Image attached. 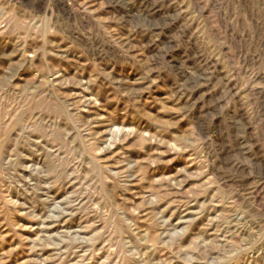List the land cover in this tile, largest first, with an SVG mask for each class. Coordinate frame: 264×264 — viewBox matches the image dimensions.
Here are the masks:
<instances>
[{
  "label": "rangeland",
  "instance_id": "1",
  "mask_svg": "<svg viewBox=\"0 0 264 264\" xmlns=\"http://www.w3.org/2000/svg\"><path fill=\"white\" fill-rule=\"evenodd\" d=\"M0 264H264V0H0Z\"/></svg>",
  "mask_w": 264,
  "mask_h": 264
}]
</instances>
